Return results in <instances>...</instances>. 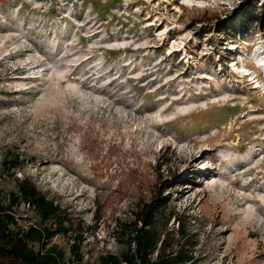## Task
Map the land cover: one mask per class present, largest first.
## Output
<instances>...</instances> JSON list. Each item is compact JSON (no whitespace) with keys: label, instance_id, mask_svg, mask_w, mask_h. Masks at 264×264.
Wrapping results in <instances>:
<instances>
[{"label":"rangeland","instance_id":"1","mask_svg":"<svg viewBox=\"0 0 264 264\" xmlns=\"http://www.w3.org/2000/svg\"><path fill=\"white\" fill-rule=\"evenodd\" d=\"M240 2L0 0V193L28 178L83 222L46 244L66 264L123 258L160 192L186 264H264V32L218 31Z\"/></svg>","mask_w":264,"mask_h":264},{"label":"trees","instance_id":"2","mask_svg":"<svg viewBox=\"0 0 264 264\" xmlns=\"http://www.w3.org/2000/svg\"><path fill=\"white\" fill-rule=\"evenodd\" d=\"M198 11H203L196 16L200 21L213 22L221 18V14L203 9ZM228 19V26L218 24L219 32L226 30L245 35L253 24L258 25L264 32V3L262 0H241ZM167 185L168 182H163V187L166 188ZM23 203L37 213L41 219L39 225H19L13 209ZM175 214V208L171 206L168 198L162 192L158 193L154 200L144 204L138 211L139 219L135 222L132 248L121 259L115 256L104 257L102 264L192 262L193 248L197 243L195 236L187 232L184 217L179 219L178 229L171 230L168 227V221ZM95 218L99 219L98 216ZM82 223L74 221L70 212L53 199L45 197L28 178L18 179L17 191L10 194L8 200L0 193V238L6 242L0 248V255L10 258L14 264H66L63 250L56 244H46L60 233H78L77 231L82 230ZM75 238L81 239V233ZM35 245L43 247L36 249ZM71 250L74 254L78 253L77 244ZM78 260H81V256H78Z\"/></svg>","mask_w":264,"mask_h":264}]
</instances>
